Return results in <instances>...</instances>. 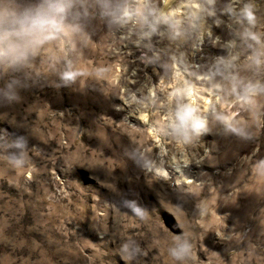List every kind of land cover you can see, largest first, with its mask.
Returning <instances> with one entry per match:
<instances>
[{
	"label": "rangeland",
	"instance_id": "obj_1",
	"mask_svg": "<svg viewBox=\"0 0 264 264\" xmlns=\"http://www.w3.org/2000/svg\"><path fill=\"white\" fill-rule=\"evenodd\" d=\"M261 168L264 0H0V264H264Z\"/></svg>",
	"mask_w": 264,
	"mask_h": 264
},
{
	"label": "snow or ice",
	"instance_id": "obj_2",
	"mask_svg": "<svg viewBox=\"0 0 264 264\" xmlns=\"http://www.w3.org/2000/svg\"><path fill=\"white\" fill-rule=\"evenodd\" d=\"M259 171H260L261 175H264V168L259 169ZM161 174H163V173H161ZM187 183H191V182L187 181Z\"/></svg>",
	"mask_w": 264,
	"mask_h": 264
}]
</instances>
